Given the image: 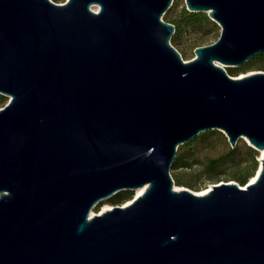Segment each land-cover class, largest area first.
Returning a JSON list of instances; mask_svg holds the SVG:
<instances>
[{"label": "water", "instance_id": "95a60500", "mask_svg": "<svg viewBox=\"0 0 264 264\" xmlns=\"http://www.w3.org/2000/svg\"><path fill=\"white\" fill-rule=\"evenodd\" d=\"M172 3L0 0V264H264V157L205 193L171 173L205 130L264 149V70L223 65L264 51V0H186L221 26L187 60Z\"/></svg>", "mask_w": 264, "mask_h": 264}, {"label": "trees", "instance_id": "16d2710c", "mask_svg": "<svg viewBox=\"0 0 264 264\" xmlns=\"http://www.w3.org/2000/svg\"><path fill=\"white\" fill-rule=\"evenodd\" d=\"M164 18L175 24V31L171 37V42L182 52L179 48L183 38L190 33H207L208 31H214L216 34L219 31V23L214 20L207 11H193L189 10L184 4L179 9L177 5H171L164 14ZM198 36L192 42V45L197 47L201 43ZM257 62H261L264 65V51L259 52L252 56L247 62L238 68L235 66H229L232 74H237L240 69H246V67L255 66ZM242 71V70H241ZM6 95L0 93V103L6 100ZM215 132H223L218 129H210L205 132L199 133L195 138L180 144L175 159L173 161V167L179 166H192L197 159V149L195 147L196 142L202 141L208 134ZM225 136V135H224ZM226 137V136H225ZM259 150L247 144L242 138L237 142L235 146H229L228 150L215 156H210L204 164L202 174L204 180H210L217 182L223 172L221 169L228 168L227 176L231 179H235L244 184L249 178H251L258 168ZM229 175V176H228ZM177 184L194 186V183L184 180L177 175ZM134 191L131 189H123L111 196L112 203H120L125 200H129L133 197Z\"/></svg>", "mask_w": 264, "mask_h": 264}, {"label": "rangeland", "instance_id": "374dc122", "mask_svg": "<svg viewBox=\"0 0 264 264\" xmlns=\"http://www.w3.org/2000/svg\"><path fill=\"white\" fill-rule=\"evenodd\" d=\"M54 1L65 2L67 0H54ZM172 4L177 5L178 9L180 7H182L184 4L187 6L186 0H173ZM220 34H221V26L219 25V31L217 34L214 31H208L207 33H204V34H202V33H190V34L186 35L183 38V40L179 46V48L182 50V52H181L182 56L187 60V59L193 58L196 55V52H195L196 47L194 45H192V42L198 36H202L199 39V40H201L199 43H201L200 45H204V44H209V43L216 41L218 39V37L220 36ZM243 64L237 65L234 68H238L239 66H242ZM223 65L228 70V72L232 74L231 69H229L230 68L229 66H232V65H226V64H223ZM256 70H264V65L261 62H257L255 66L246 67V69H240V71H238V73L235 75L239 76L242 74V72L251 73V72L256 71ZM6 97H7L6 100L4 102L0 103V108L3 107L8 102V100L10 99L8 95H6ZM218 130H220V129H218ZM205 131H208V130H205ZM205 131H202V132H205ZM222 132H223V135L221 133L215 132L213 134H208L205 138H203L202 141L200 140V141L196 142L195 147L198 150L197 151V159H196V162L192 166H190V167L189 166H179V167L174 168L172 165L171 173L175 179V182L177 180V175H179L184 180L191 182V183H194L193 187H190L186 184L184 185V187H189L193 190H202L205 187L208 188L211 184L214 183V181H210V180L203 181L204 175L202 174V171L204 169L205 162L209 159L210 156L219 155V154L227 151L229 146H232L229 139H228V136L226 135V133L224 131H222ZM241 138L247 144H250V141L247 138H245V137H241ZM259 152H260V150H259ZM258 161H260L259 156H258ZM221 170L223 172L221 173V177L219 178L218 181H220V182L226 181V180L237 181L235 179H231V177H226L227 172H228V168H223ZM249 180H250V178L248 179V181ZM237 182L240 183L239 181H237ZM131 190L134 191V195L131 198V199H133L136 196L137 189H131ZM110 198L111 197H108L106 199H103L101 202H99L93 208L95 213L102 212L103 211L102 209L104 208L105 205L109 204L111 207H113L115 204H117V203H112V201H110L111 200ZM127 201L128 200L122 201L119 204H125Z\"/></svg>", "mask_w": 264, "mask_h": 264}, {"label": "bare ground", "instance_id": "6f19581e", "mask_svg": "<svg viewBox=\"0 0 264 264\" xmlns=\"http://www.w3.org/2000/svg\"><path fill=\"white\" fill-rule=\"evenodd\" d=\"M95 8H97V6H95ZM245 74H247V73L242 72V74L239 75V76H243V75H245ZM263 157H264V149H262V150L260 151V153H259V160H260V161H259V164H260V168H259V170H258V173H257V174H254V175L250 178V181H254V180L257 179V176H258V174L260 173V170H261V168H262V166H263V161H262V159H260V158H263ZM181 187H184V185H181V184H177V183H176V188H181ZM211 187H212V184H211L208 188L205 187V188H203L202 190H196V191H198L199 193H205V192H207ZM145 188H146V185L137 188L136 196L139 195V194H141V193L144 191ZM129 201H130V199H129L126 203H128ZM108 208H111V206H110L109 204H108V205H105L104 208H103L102 210L104 211V210H106V209H108ZM103 211H102V212H103ZM93 214H95V211H94V210L91 211V216H92Z\"/></svg>", "mask_w": 264, "mask_h": 264}]
</instances>
